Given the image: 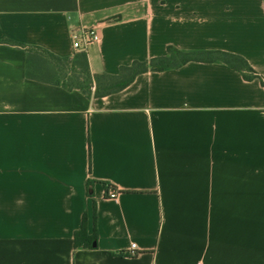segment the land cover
<instances>
[{
    "label": "crops",
    "instance_id": "1",
    "mask_svg": "<svg viewBox=\"0 0 264 264\" xmlns=\"http://www.w3.org/2000/svg\"><path fill=\"white\" fill-rule=\"evenodd\" d=\"M4 40L94 75L222 51L260 79L189 62L87 97L29 79ZM85 216L97 250L74 246ZM0 264H264V0H0Z\"/></svg>",
    "mask_w": 264,
    "mask_h": 264
},
{
    "label": "trees",
    "instance_id": "2",
    "mask_svg": "<svg viewBox=\"0 0 264 264\" xmlns=\"http://www.w3.org/2000/svg\"><path fill=\"white\" fill-rule=\"evenodd\" d=\"M2 44L23 49L27 56V77L39 82L62 86L67 90H78L87 97L103 98L119 93L130 86L141 74L162 72L182 67L189 62L224 63L242 74L246 81L260 79L259 74L241 56L222 51H182L173 47L167 55L149 61H134L123 66L117 75L92 74L86 53L74 58H61L38 46L4 40ZM94 181H88V193L92 195ZM107 186V191H108ZM97 230L89 235L87 216L82 227L74 235L76 249L97 250L99 245Z\"/></svg>",
    "mask_w": 264,
    "mask_h": 264
},
{
    "label": "built area",
    "instance_id": "3",
    "mask_svg": "<svg viewBox=\"0 0 264 264\" xmlns=\"http://www.w3.org/2000/svg\"><path fill=\"white\" fill-rule=\"evenodd\" d=\"M72 47L75 51L85 52L87 47L93 43H97L100 40L99 33L95 28L80 29L73 31L71 34ZM119 196V192L114 189H108L106 197L111 200H116ZM136 244L131 245L130 255L136 256Z\"/></svg>",
    "mask_w": 264,
    "mask_h": 264
}]
</instances>
